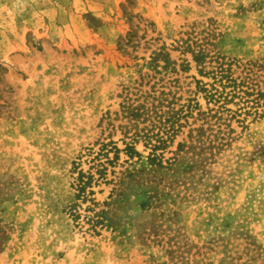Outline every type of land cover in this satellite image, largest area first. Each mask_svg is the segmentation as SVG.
Listing matches in <instances>:
<instances>
[{
    "label": "rangeland",
    "instance_id": "374dc122",
    "mask_svg": "<svg viewBox=\"0 0 264 264\" xmlns=\"http://www.w3.org/2000/svg\"><path fill=\"white\" fill-rule=\"evenodd\" d=\"M221 65V133L126 154V102L217 109ZM0 264H264V0H0Z\"/></svg>",
    "mask_w": 264,
    "mask_h": 264
},
{
    "label": "trees",
    "instance_id": "16d2710c",
    "mask_svg": "<svg viewBox=\"0 0 264 264\" xmlns=\"http://www.w3.org/2000/svg\"><path fill=\"white\" fill-rule=\"evenodd\" d=\"M195 60L202 63L203 56L197 55ZM214 79L219 87L213 86L212 89H202L208 103L214 104L217 107V109H209L208 112H202L198 104H190L187 107L181 106L179 110L175 111L171 103H169L167 99L164 100L162 97H153L151 102L147 101V99H144L140 103L139 101L133 103L126 102L125 105L122 106V113L130 121H133V127L136 129L135 133L130 138L131 143L126 145V154L129 157H141L140 154L136 152L135 145L143 141L146 148L151 149V154L148 157L147 163H141V167L145 165L149 166L147 171L149 173L154 172L152 170L153 167L160 165L157 152L166 148L167 143L173 140L179 129L183 127L180 123L182 115L186 113L183 116L186 117L187 114H192L194 110L198 111L197 115L199 119L208 124H210L208 121L215 120V123L210 127L216 131V134L221 133L223 113L229 111L226 106L239 97L236 92L238 84L237 80L234 79L230 72L225 70L222 65L217 68ZM228 89L230 90L228 91ZM170 119H173V121H170ZM147 122L149 123L148 126L139 129L140 124ZM198 132L199 134L202 133L203 127L199 128ZM116 151L118 152L119 150L116 149ZM85 178L86 176L81 173L79 180L80 193L84 192L85 187L88 186L93 179L92 177H88L87 180H85Z\"/></svg>",
    "mask_w": 264,
    "mask_h": 264
}]
</instances>
